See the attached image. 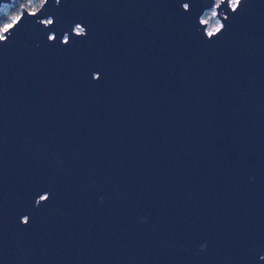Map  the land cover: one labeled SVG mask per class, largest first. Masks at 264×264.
<instances>
[{
  "label": "water",
  "instance_id": "1",
  "mask_svg": "<svg viewBox=\"0 0 264 264\" xmlns=\"http://www.w3.org/2000/svg\"><path fill=\"white\" fill-rule=\"evenodd\" d=\"M9 26L0 264H264V0H43Z\"/></svg>",
  "mask_w": 264,
  "mask_h": 264
},
{
  "label": "rangeland",
  "instance_id": "2",
  "mask_svg": "<svg viewBox=\"0 0 264 264\" xmlns=\"http://www.w3.org/2000/svg\"><path fill=\"white\" fill-rule=\"evenodd\" d=\"M229 1H230L231 5H235L236 4V0H229ZM27 3L31 4V5H35L36 1L35 0H27ZM22 5H24V4H22ZM11 6H12V3L3 4L1 9H0V12L1 13H6ZM17 17H18V15L17 16L14 15L11 18L14 21ZM202 20L207 22V30H208V32H212V31L216 30L217 28H219L221 26V20L217 16V10H216V8L214 6L209 8V9H207L205 11V13L202 15ZM11 23L0 27V36H3V32H4V29H5V26H9Z\"/></svg>",
  "mask_w": 264,
  "mask_h": 264
},
{
  "label": "trees",
  "instance_id": "3",
  "mask_svg": "<svg viewBox=\"0 0 264 264\" xmlns=\"http://www.w3.org/2000/svg\"><path fill=\"white\" fill-rule=\"evenodd\" d=\"M35 1L36 4L31 5L27 3V0H13L12 6L9 8V10L6 13L0 12V27L13 22V19L11 17L20 14L22 4L34 10L37 9L40 6V4L43 2V0H35Z\"/></svg>",
  "mask_w": 264,
  "mask_h": 264
},
{
  "label": "snow or ice",
  "instance_id": "4",
  "mask_svg": "<svg viewBox=\"0 0 264 264\" xmlns=\"http://www.w3.org/2000/svg\"><path fill=\"white\" fill-rule=\"evenodd\" d=\"M236 2H237V5L239 4V2H240V0H236ZM10 26H5V31H7L8 30V28H9Z\"/></svg>",
  "mask_w": 264,
  "mask_h": 264
}]
</instances>
